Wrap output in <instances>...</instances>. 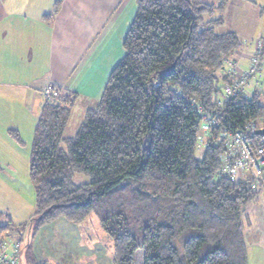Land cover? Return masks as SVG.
<instances>
[{
	"label": "trees",
	"instance_id": "16d2710c",
	"mask_svg": "<svg viewBox=\"0 0 264 264\" xmlns=\"http://www.w3.org/2000/svg\"><path fill=\"white\" fill-rule=\"evenodd\" d=\"M228 1L137 0L124 54L70 136L77 93L52 87L29 153L35 210L18 226L0 223V237L28 228L19 264H52L32 255L38 229L59 217L81 223L91 213L111 241L112 264H136L137 250L141 264H247L241 210L256 190L223 175L233 157L222 133L250 135L245 125L264 117V105L258 94L246 95L253 75L241 92L223 96L236 80L230 67L218 73L240 45L235 32L216 30ZM202 113L216 124L198 159ZM8 133L21 142L17 130ZM78 174L88 180L75 183Z\"/></svg>",
	"mask_w": 264,
	"mask_h": 264
},
{
	"label": "crops",
	"instance_id": "0c3cea01",
	"mask_svg": "<svg viewBox=\"0 0 264 264\" xmlns=\"http://www.w3.org/2000/svg\"><path fill=\"white\" fill-rule=\"evenodd\" d=\"M136 1L0 0V142H5L0 153L23 150L15 147L10 128L20 136L24 130L33 136L45 89L60 86L76 92L77 100L96 104L110 71L124 54L122 40L135 16ZM261 2L263 6L257 4ZM55 4L56 11L46 18ZM223 13L216 30L233 31L240 40L227 61L245 71L264 39V0H229ZM229 67L225 62L218 74L223 76ZM261 67L262 73L246 82L245 91L247 96L258 94L264 105V59ZM28 155L23 156L27 164ZM258 191L264 190L258 186ZM251 207L249 214L244 210L242 220L247 264H264V199L258 198ZM8 221L12 223L11 218ZM84 221L72 223L59 217L41 226L32 242L34 259L52 264H112L111 242Z\"/></svg>",
	"mask_w": 264,
	"mask_h": 264
},
{
	"label": "rangeland",
	"instance_id": "374dc122",
	"mask_svg": "<svg viewBox=\"0 0 264 264\" xmlns=\"http://www.w3.org/2000/svg\"><path fill=\"white\" fill-rule=\"evenodd\" d=\"M250 1L254 2V0H250ZM257 4L259 6H263L262 2L257 3ZM258 10L260 12L261 9L258 8ZM260 14H262V11ZM261 16L264 19V16L263 15ZM255 56L256 55H254V57ZM260 59L263 62L264 57H260ZM259 65L260 66L262 65L260 64V60H259ZM249 69H250V66L246 68V70H249ZM260 73H262V67L259 68L253 74V76H255V78L256 77L258 78V74ZM45 90H48L49 95H50L52 88L50 87ZM40 103H42V99L40 100ZM92 105H93L92 100H89V102L88 100H85L84 98L82 99L79 98L78 100H76L75 104L73 105L71 115L68 121V126L65 131L66 136H70L75 133V131L77 130L79 126V122L82 120L84 110L87 107L92 106ZM34 107L39 108L38 106H34ZM36 110L39 111L38 113L39 115L41 109H36ZM258 124L259 126H264V117L258 120ZM10 129L12 130L13 128H10ZM201 131L202 129L200 128L198 135H197V146L195 147V153H194L195 157L198 159H201L203 156V148L205 145V139L207 137L206 134L202 136ZM19 137H20L21 142L19 143L16 142L15 147L17 148V145H18V147L20 146L19 149H23V150H19L20 152L18 150H15L13 152H10L9 154L5 152H4L5 154L0 153L2 154L0 155V221L1 222L8 221V219L11 218L12 224L15 226H18L19 224H23L27 222L30 215L35 210V192H34L33 185L29 178V155H28V164L25 162V159H23V156L25 157V153L26 154L27 152L30 153L32 137H30L29 131L27 130H24L22 135ZM1 143L4 144L5 142H0V144ZM7 148L8 147L4 145L3 149H7ZM21 152H22V157H18ZM10 158H13V162L7 160ZM239 179L246 180L247 178L239 177ZM87 180L88 178L82 174L75 175L73 178V181L77 184L85 182ZM258 198L259 200L264 199V191H261V192L258 191L255 197L256 200L254 201L251 200L247 202V204L242 206L241 217H242L243 222H245L244 210H245V213L247 212L248 214L252 212L253 209L251 206L253 205V203L257 201ZM253 208H257V205L254 206ZM6 215H8L9 218H7ZM1 219H4V220H1ZM84 220L85 221L83 225L89 226L90 229H95L97 231H100L106 239H109L103 232L102 228L100 227L98 218L93 213L89 214ZM27 229L28 228L26 226L24 230H22L21 233L17 232L16 230L9 229V228L7 230L11 232L13 238L20 240V247H21L22 242L24 238L26 237ZM20 254H21V251H20ZM141 261H142V251L137 250L135 254V263L141 264Z\"/></svg>",
	"mask_w": 264,
	"mask_h": 264
},
{
	"label": "built area",
	"instance_id": "2783aa9c",
	"mask_svg": "<svg viewBox=\"0 0 264 264\" xmlns=\"http://www.w3.org/2000/svg\"><path fill=\"white\" fill-rule=\"evenodd\" d=\"M255 55L251 59L250 69L245 71H238L237 67H235L236 65L226 61L230 65L228 73L236 81L233 85L223 88L224 98L235 96L241 92L244 82L256 72L259 60L260 63L262 62L259 57V49ZM43 95L47 97L49 91L45 90ZM215 124L213 119L202 113L200 116L201 135H208ZM258 129H261L258 120H253L245 125V130L250 135L241 132L230 134L224 131L222 133V136L228 138L226 141L227 152L233 157V162L226 164L222 169V173L232 180H242L239 177H246L253 189L256 190L259 186V188L264 190V134L256 133ZM20 249V240L13 238L11 232L6 229L2 237H0V264H19Z\"/></svg>",
	"mask_w": 264,
	"mask_h": 264
},
{
	"label": "water",
	"instance_id": "95a60500",
	"mask_svg": "<svg viewBox=\"0 0 264 264\" xmlns=\"http://www.w3.org/2000/svg\"><path fill=\"white\" fill-rule=\"evenodd\" d=\"M256 133L264 134V128L256 130ZM21 233V232H20Z\"/></svg>",
	"mask_w": 264,
	"mask_h": 264
},
{
	"label": "clouds",
	"instance_id": "9594fccd",
	"mask_svg": "<svg viewBox=\"0 0 264 264\" xmlns=\"http://www.w3.org/2000/svg\"><path fill=\"white\" fill-rule=\"evenodd\" d=\"M261 129H262V127H261Z\"/></svg>",
	"mask_w": 264,
	"mask_h": 264
}]
</instances>
